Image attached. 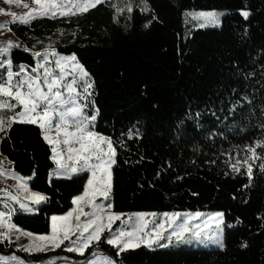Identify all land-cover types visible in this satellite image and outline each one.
I'll use <instances>...</instances> for the list:
<instances>
[{"label":"trees","instance_id":"obj_1","mask_svg":"<svg viewBox=\"0 0 264 264\" xmlns=\"http://www.w3.org/2000/svg\"><path fill=\"white\" fill-rule=\"evenodd\" d=\"M127 2L107 0L84 14L7 24L12 41L23 46L10 53L13 67L31 68L32 51L46 47L75 54L92 83L93 130L117 141L111 169L113 211L125 216L219 211L225 225H232L223 228L225 247L141 245L117 256L105 236L83 255L64 246L29 254L18 247L27 238L13 237L12 243L0 242V254H15L26 263L58 256L80 261L101 252L116 264H264V161H255L251 183L246 169L237 173L229 167L244 158L246 144L264 140V0H146V12L140 10L141 0H131V13H117L116 7ZM206 10L223 11L220 26L198 27L186 20L187 13ZM240 10L250 12L247 20ZM237 69L255 75L245 79ZM233 88L238 89L234 94ZM242 93L254 97L255 118L225 120L228 97ZM247 110L245 104L237 111ZM7 132H0L2 167L31 177L30 189L48 197L37 212L16 214L13 222L47 234L50 217L74 207L72 198L83 192L88 174L49 180L54 162L39 127L17 122ZM210 132L223 135L209 137ZM257 151L264 155V149Z\"/></svg>","mask_w":264,"mask_h":264},{"label":"snow or ice","instance_id":"obj_2","mask_svg":"<svg viewBox=\"0 0 264 264\" xmlns=\"http://www.w3.org/2000/svg\"><path fill=\"white\" fill-rule=\"evenodd\" d=\"M102 2L103 0H34L38 7L32 8L18 19L28 25L32 19L39 17L84 14ZM141 4L144 6L140 10L148 11L146 0H141ZM134 7L131 0H128L122 8L116 7V12L126 10L131 13ZM3 12L4 9H0V13ZM12 15L15 17L14 13ZM187 15L198 21L199 27L221 25L222 14L215 10ZM240 15L247 20L250 12L240 10ZM4 26L0 24V28ZM21 47L23 46L18 41H0V69L4 70L0 73V132L7 136V129L17 122L37 125L43 139L51 147L50 159L55 163V169L49 173V180L53 175L67 179L82 172L88 175L83 192L72 198L74 207L63 215H52L50 231L47 234H36L19 228L12 218L19 213L37 212L48 197L30 190L27 181L31 177L23 178L12 169L5 170L2 167L3 161H0V175H10L17 180L15 192L0 189L6 197L3 201L4 210H0V242L12 243L13 237L16 241L24 237L28 242L18 244V247L29 254L64 246L68 252L83 255L90 246L98 245L106 236V243L117 250V256L127 250L138 249L141 245L149 249L153 246L170 247L174 241L177 244L190 245L211 242L221 249L225 247L223 228L232 225H225L223 214L219 211H167L160 214L138 211L127 216L113 211L111 169L115 163L114 144L117 141L93 130V122L96 120L94 106L91 115L87 112L92 96L89 73L78 62L75 54L61 55L52 47L41 51L24 47V51H32L35 66L28 70L20 65L19 70L14 71L10 53ZM237 74H242L245 79L255 75L254 72L241 73L239 69ZM237 91L236 88L231 90L233 94ZM261 99L264 100V97ZM228 100L230 106L225 120L231 118L235 122L239 116L242 123L255 118L254 97L242 93L236 99L229 96ZM245 104L248 106L247 112H238ZM210 114L217 115L216 112ZM260 119L264 121V104L261 106ZM53 128L55 136L51 134ZM261 128L264 129V123H261ZM132 134L130 132L129 136ZM217 134L223 135L217 132H210L208 135L211 137ZM258 148L264 149V140L257 139L254 144H246L244 158L229 163L233 172L239 173L242 168L246 169L250 183L255 161H264V155H258ZM260 169L264 170V163L260 164ZM85 206L88 211H85ZM117 221L120 222L119 226L113 228ZM0 264L26 262L13 255L7 260L0 258ZM85 264H116V261L101 255L95 260H87Z\"/></svg>","mask_w":264,"mask_h":264},{"label":"rangeland","instance_id":"obj_3","mask_svg":"<svg viewBox=\"0 0 264 264\" xmlns=\"http://www.w3.org/2000/svg\"><path fill=\"white\" fill-rule=\"evenodd\" d=\"M105 1H107V0H103V2H105ZM35 7H38V6L35 5L34 0H8V2H6V0H0V9H4V12L0 13V24L5 25L3 28H0V33H2V35H0V41H5L7 39L13 40V37L10 35V33L8 31L7 24L12 23V22H20L18 18L21 16H24L26 13H29L30 10L32 8H35ZM206 11H210V10H206ZM215 11L222 14L220 17V19H221L224 15L223 11L222 10H215ZM192 12H200V11H191L190 13H192ZM13 13L15 14V17L12 15ZM57 16H59V15H57ZM185 17H186L187 21H189L187 19V17H189L191 23L199 25V22L193 20L191 16H188L186 14ZM215 27H218V26H212V25L205 26V28H215ZM53 67H54V65H53ZM25 68L30 70V68H28L26 66H25ZM13 70L18 71L19 67H13ZM3 71L4 70L0 69V73H2ZM89 81L91 83L90 78H89ZM89 104H91V100L89 101ZM92 110L93 109L90 107H89V109H87V112L89 115H91ZM93 124H94V122H93ZM51 134L53 136H55V128H53ZM5 170H7V169H5ZM29 183H30V181L28 180V184ZM0 184L5 186V187L0 186V189H7V190L12 191V192L16 191L17 180L10 175H0ZM30 190H32V189H30ZM32 191H34V190H32ZM5 199H6V197H5L4 193L0 192V210H4L3 201ZM40 206H39V208H40ZM85 210H88L87 206H85ZM23 214L30 215L32 213H23ZM181 246H184V247H202V248H219L217 245H215L214 243H211V242L206 243V244L193 243L190 245V244H177L174 241L173 245H172V247H181ZM166 248H168V247H166ZM13 255H15V254H11V255L10 254L9 255L0 254V258H4L5 260H7L10 257H12ZM101 255H105V254H103L101 252H93L87 259L80 260V261H74V260L69 259V258L64 257V256H58V257H50V258H48L42 262H34V263H26V264H85V262L87 260H95L98 257H100Z\"/></svg>","mask_w":264,"mask_h":264},{"label":"crops","instance_id":"obj_4","mask_svg":"<svg viewBox=\"0 0 264 264\" xmlns=\"http://www.w3.org/2000/svg\"><path fill=\"white\" fill-rule=\"evenodd\" d=\"M54 169H55V163H54V168L52 170H54ZM52 178H58V177H56L55 175H53ZM29 181H30V179H29ZM85 211H88V210H85Z\"/></svg>","mask_w":264,"mask_h":264}]
</instances>
